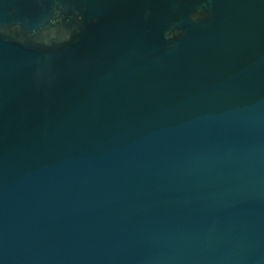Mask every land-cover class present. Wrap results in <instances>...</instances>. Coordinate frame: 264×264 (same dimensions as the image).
<instances>
[{
    "label": "water",
    "instance_id": "1",
    "mask_svg": "<svg viewBox=\"0 0 264 264\" xmlns=\"http://www.w3.org/2000/svg\"><path fill=\"white\" fill-rule=\"evenodd\" d=\"M0 264H264V0H0Z\"/></svg>",
    "mask_w": 264,
    "mask_h": 264
},
{
    "label": "clouds",
    "instance_id": "2",
    "mask_svg": "<svg viewBox=\"0 0 264 264\" xmlns=\"http://www.w3.org/2000/svg\"><path fill=\"white\" fill-rule=\"evenodd\" d=\"M3 32V29H0V33H2Z\"/></svg>",
    "mask_w": 264,
    "mask_h": 264
}]
</instances>
